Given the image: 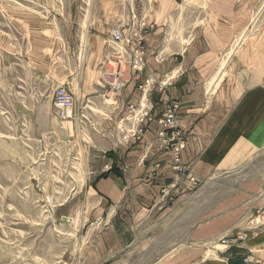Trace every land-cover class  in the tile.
I'll list each match as a JSON object with an SVG mask.
<instances>
[{
    "label": "crops",
    "instance_id": "crops-1",
    "mask_svg": "<svg viewBox=\"0 0 264 264\" xmlns=\"http://www.w3.org/2000/svg\"><path fill=\"white\" fill-rule=\"evenodd\" d=\"M26 1L33 5L0 2V54L13 115L31 133L58 139L65 132L73 159L82 149L88 164L83 191L67 201L68 217L82 212L76 264H128L131 248L144 244L150 251L155 239L170 242L168 232L186 223L172 217L198 200L215 173L234 172L264 149V0H207L203 21L179 47H166L163 35L178 0ZM141 22L149 26L143 35L146 68L127 70L116 80L114 63L105 62H113L111 30ZM147 76L155 81L149 95L154 109L135 139L127 106L139 103ZM60 84L78 100L65 131L52 96ZM169 103L178 105L183 173L159 134L158 118ZM232 185L198 211L180 243L154 264H240L243 254L264 243V228L254 237L246 230L248 219L264 207V174ZM238 233L243 242L233 241ZM223 238L231 242L224 246ZM256 254L264 257L259 249Z\"/></svg>",
    "mask_w": 264,
    "mask_h": 264
},
{
    "label": "rangeland",
    "instance_id": "rangeland-1",
    "mask_svg": "<svg viewBox=\"0 0 264 264\" xmlns=\"http://www.w3.org/2000/svg\"><path fill=\"white\" fill-rule=\"evenodd\" d=\"M4 1L17 7L33 5L26 0H0ZM206 1L178 0L173 5V15L167 20L168 27L163 34L166 47H179L193 26L203 21ZM3 7L4 4H0V28ZM243 35H237V44ZM5 75L0 54V264H76L83 242L82 212L74 211L68 217L71 202L67 201L71 193H82L88 164L81 148L77 158H71V137L65 132L56 139L21 129L19 119L13 115ZM66 127L70 128V124L60 121V130L65 131ZM255 174H264V149L254 152L234 172L215 173L208 185H203L198 200L187 207V211L172 217L186 223L168 232L171 244L155 239L150 251L144 244L131 248L128 264L158 262L165 251L177 246L189 232L199 210L227 195L235 180ZM75 198L74 203H80V199ZM207 245L205 249L212 250ZM211 253L208 251V255ZM207 261L205 259L204 263Z\"/></svg>",
    "mask_w": 264,
    "mask_h": 264
},
{
    "label": "built area",
    "instance_id": "built-area-1",
    "mask_svg": "<svg viewBox=\"0 0 264 264\" xmlns=\"http://www.w3.org/2000/svg\"><path fill=\"white\" fill-rule=\"evenodd\" d=\"M145 23L141 22L138 25L128 24L125 28L114 27L110 33V41L113 45L112 55L115 65L116 80L122 79L127 70L134 73H141L146 68L147 49L144 43V32L148 28ZM105 62L108 63L107 58ZM155 81L151 77H146L140 86L142 94L138 104H128L126 120L130 122L129 136L131 138L140 139L144 134L143 123L149 119L154 102L149 97L150 91L154 86ZM116 81L110 84V88L116 89ZM53 105L55 115L60 121H66L75 117V110L78 108L77 96L73 89H70L66 84L56 85L53 89ZM178 105L169 103L165 110L162 111L158 122L163 129L160 131V137L165 147H170L174 152V162L176 169L184 172V167L180 165L179 155L184 146L182 133L178 125L177 119ZM264 228V207L259 208L248 219L246 230L251 236H257ZM245 235L238 233L233 241L243 242ZM224 246L229 244L231 240L221 239L219 241ZM259 251H264V243L257 248ZM257 249H249L241 257L240 264H264V257L256 254Z\"/></svg>",
    "mask_w": 264,
    "mask_h": 264
},
{
    "label": "bare ground",
    "instance_id": "bare-ground-1",
    "mask_svg": "<svg viewBox=\"0 0 264 264\" xmlns=\"http://www.w3.org/2000/svg\"><path fill=\"white\" fill-rule=\"evenodd\" d=\"M109 56H111V55H109ZM110 59H111V57H109ZM109 59H107V61H108ZM108 63H113L111 60H109L108 61Z\"/></svg>",
    "mask_w": 264,
    "mask_h": 264
}]
</instances>
